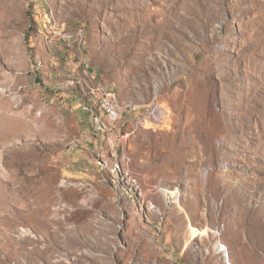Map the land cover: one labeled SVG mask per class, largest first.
I'll return each mask as SVG.
<instances>
[{
	"label": "rangeland",
	"instance_id": "374dc122",
	"mask_svg": "<svg viewBox=\"0 0 264 264\" xmlns=\"http://www.w3.org/2000/svg\"><path fill=\"white\" fill-rule=\"evenodd\" d=\"M0 264H264V0H0Z\"/></svg>",
	"mask_w": 264,
	"mask_h": 264
},
{
	"label": "built area",
	"instance_id": "2783aa9c",
	"mask_svg": "<svg viewBox=\"0 0 264 264\" xmlns=\"http://www.w3.org/2000/svg\"><path fill=\"white\" fill-rule=\"evenodd\" d=\"M101 101L105 105V108L108 110V112L111 114L113 123H117L121 119V117H119L118 113L116 112V109L113 108L112 103L103 100Z\"/></svg>",
	"mask_w": 264,
	"mask_h": 264
},
{
	"label": "bare ground",
	"instance_id": "6f19581e",
	"mask_svg": "<svg viewBox=\"0 0 264 264\" xmlns=\"http://www.w3.org/2000/svg\"><path fill=\"white\" fill-rule=\"evenodd\" d=\"M103 101H108L109 103H112L113 108L116 109V112H117L118 115H119L118 109L115 107V104H114L111 100H109L108 98H105V99H103ZM260 102H261V101H260ZM101 106H102V109L106 110V113L108 114L109 119L112 121V116H111V114L108 112V110L105 108V105L103 104V102H101ZM260 106H261V105H260ZM22 188H23V187H22ZM20 192H21V191H20Z\"/></svg>",
	"mask_w": 264,
	"mask_h": 264
}]
</instances>
